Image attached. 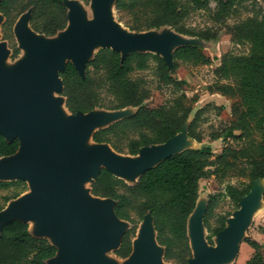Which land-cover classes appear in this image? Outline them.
Segmentation results:
<instances>
[{
    "label": "trees",
    "instance_id": "1",
    "mask_svg": "<svg viewBox=\"0 0 264 264\" xmlns=\"http://www.w3.org/2000/svg\"><path fill=\"white\" fill-rule=\"evenodd\" d=\"M66 0H0L3 28L10 31L17 18L30 11V28L46 37L65 29L68 23ZM214 3V9L210 4ZM249 7H248V6ZM248 8L250 15L232 25L227 20ZM114 9L124 18L125 26L134 32L171 27L175 32L203 41L216 40L218 29H194L186 20L191 13L207 11L214 24L223 25L233 43L247 47L242 54L227 53L214 69L215 76L224 81L216 84L214 92L234 99L231 119L213 140L224 138L236 141L240 147L227 145L217 155L210 147L184 149L147 169L136 183L128 184L102 168L90 184L92 195L114 201L117 218L127 221L130 228L122 234L114 251L125 259L132 252V238L138 224L148 213L152 218L156 241L164 250V258L174 264H188L192 258L187 234V220L199 197V182L214 176L220 182L228 176H237V186L226 184L222 192L208 196L202 218L211 237L224 229L230 215H217L215 226L210 219L223 198H229L233 210L239 209L240 199L250 193L253 183L264 178V8L258 0H115ZM19 54L12 46L11 58ZM174 67L179 63L209 65L210 57L195 44H186L172 53ZM158 86L170 89L172 96L158 106H150L151 89L142 77L134 73L150 69ZM84 76L71 61L59 71L65 107L71 114L88 113L95 108L119 110L132 107L134 114L93 132L92 141L106 143L114 151L135 156L148 146L163 144L174 138L193 110L196 98H189L184 86L187 81L170 75L164 59L150 52H131L123 56L111 49H99L85 65ZM196 112L187 127V135L200 143L197 132L199 115ZM17 138L7 140L0 134V157L18 152ZM0 188L11 189L4 196L5 204L27 190L23 180L0 181ZM264 199V194H263ZM2 209V208H1ZM0 209V210H1ZM264 236V223L260 227ZM244 242L252 254L243 264H264L263 247L255 239ZM57 248L46 238L33 236L28 224L13 220L0 231V264H50Z\"/></svg>",
    "mask_w": 264,
    "mask_h": 264
},
{
    "label": "water",
    "instance_id": "2",
    "mask_svg": "<svg viewBox=\"0 0 264 264\" xmlns=\"http://www.w3.org/2000/svg\"><path fill=\"white\" fill-rule=\"evenodd\" d=\"M258 1L264 8V0ZM65 3L67 6V0ZM111 3L114 6L115 0H94V17L90 21L83 19L79 8L68 10L67 6V31L61 39L48 44L39 41L38 33L29 27L30 11L25 12L28 16L19 22L15 35L27 51V57L10 76L0 68V134L7 140L17 138L20 142L16 154L0 157V181L23 180L28 183L27 188L29 186L32 190L8 201H13L12 205L0 210V231L4 224L13 220L28 224L30 220L44 217L40 231L48 234L49 239L34 234L30 230L31 226L28 229L33 236L46 238L57 248L56 255L49 260L50 264H111L104 258V253L110 248L117 249L122 234L130 228L122 231L120 222L124 220L115 215L114 201L92 195L90 190L82 186L84 180L92 183L104 168L126 183L134 184L144 171L156 166L164 158L184 149L200 148L191 145L163 156L157 149L174 141L184 126L188 142L195 144L196 141L187 135L189 118L175 139L144 147L135 156L119 154L106 143L92 141L91 149L83 148L87 138L92 140L93 132L134 114L136 109L132 107L134 112L102 126H96L100 118L94 112L103 108H95L88 113H70L65 124L61 122L56 113V101L51 96L52 91L61 93L63 89L58 73L66 61H71L84 76L85 65L89 61L85 62L84 56L95 44H99L100 49H111L123 56L135 51L158 54L170 70L162 37L151 33L158 29L131 31L132 34L122 32L110 19ZM186 44L194 43L178 45L171 51L169 58L173 61V51ZM3 55L0 48V60ZM170 75L174 77L171 72ZM123 177L135 180L130 183ZM262 180L264 178L253 183L250 193L240 199V207L232 214L233 218L229 217L224 229L216 234L219 239L217 246L206 244L203 216L191 226L194 215H204L207 204V200L198 197L187 220L192 251L188 264H218L236 256L235 251L242 240L249 210L258 199L255 183L262 188L263 198ZM140 223L139 237L132 243L130 258L127 257L129 259L125 264H161L157 248L162 249L163 257L164 250L156 241L151 216L147 213Z\"/></svg>",
    "mask_w": 264,
    "mask_h": 264
},
{
    "label": "rangeland",
    "instance_id": "3",
    "mask_svg": "<svg viewBox=\"0 0 264 264\" xmlns=\"http://www.w3.org/2000/svg\"><path fill=\"white\" fill-rule=\"evenodd\" d=\"M68 10L70 8H79L81 15L85 21H90L94 17V0H67ZM211 9H214L215 4H210ZM248 6V5H247ZM249 7V6H248ZM248 8H241L240 15L237 17H233L227 20L229 25H232L234 22L238 21L240 18H244L250 15ZM28 13L21 14L15 23L13 24L10 31H5L3 28L4 18L0 15V48L3 51L4 55L0 60V68L1 70L6 73L7 75H12L15 73L17 68L19 67L20 63L24 61L27 57V51L20 45L19 40L15 35V28L22 21L24 17H27ZM110 19L111 21L120 28V30L126 34H132L133 32L129 31L128 28L125 26L126 18L122 17L111 3L110 7ZM186 23L189 27L194 29H203L205 27H214L219 31V37L216 40L210 41H203L199 40L195 37L180 35L175 33L169 27H162L158 30H153L151 33L160 35L162 37V45L165 49V58L170 66L171 74L177 78L187 81V85L184 86L185 92L189 98H196L197 101L193 103L192 113L189 117V121H191L196 112L200 109H203L199 115V123L197 132L201 135L200 143L194 142L195 144H191L188 142L186 137V126H184L182 133L172 142L166 144L165 146L159 147L157 149L160 150V154L167 155L170 153L177 152L184 147H188L191 145H195V147L206 146L212 149L213 155H217L221 149L227 145L233 147H240V144L236 141L230 139H216L213 140L212 137L221 133L223 127L230 121L231 119V105L234 102V99L228 98L219 94L218 92H214L216 84H222L224 81L218 79L214 74V69L218 66L221 58L223 55L227 53L232 54H242L247 52V47L243 45L235 44L231 41L230 35L227 33L225 27L220 24H214L210 18L209 13L207 11H197L190 14ZM30 27V26H29ZM67 28L57 35L53 37H44L42 35H38L37 37L39 41L43 44L52 43L61 39ZM192 42L197 44L202 51L207 54L210 59L211 63L209 65H192L187 63H179L178 67L175 68L173 61L169 58V54L171 51L177 47L178 45ZM15 45L19 49V54L13 59L11 58L12 54V46ZM100 49L99 44H95L88 53L85 54L84 60L85 62L90 60L94 54ZM168 53V54H167ZM154 64H150V69L137 72L133 74V77H142L144 78L148 86L151 89L152 98L148 102L150 106H158L169 99L172 94L170 89L167 87H160L158 86V82L153 73ZM84 73L86 70L84 69ZM52 98L56 101V113L58 114L61 122L65 124L66 117L70 115V112L67 110L64 104V98L61 97L59 92H51ZM134 112L135 109L130 107L121 109V110H107V109H99L95 110L94 115L100 118L99 123L96 126H102L110 121L121 117L123 115L129 114ZM90 136V134H89ZM91 138V137H90ZM88 140V139H86ZM84 141L83 148L84 149H91L93 146L92 140ZM193 143V142H192ZM122 154V153H119ZM126 155V154H122ZM128 182L132 183L135 179L123 177ZM240 181H245L243 178H239L237 176H228L224 179V181L220 182L214 176H210L209 178L203 179L199 182V198L203 200H207L208 196L211 194H216L218 192H222L226 184H232L237 186ZM263 181V180H262ZM91 181L84 180L82 186L90 190ZM28 185V183H27ZM256 192L258 193V199L254 203V205L249 210V215L247 219L246 226L244 228V233L242 234V240L239 242L238 247L236 249V256L233 255L229 259H225L224 261L218 264H240L241 260L245 257H249L251 254H245L244 250V241L245 237L254 238L255 237H262L261 241H264L263 235L260 233V227L264 223V199L262 198V188H259L257 183L254 185ZM32 190L28 186L25 193H30ZM11 189H3L0 188V209H4L8 205H12V203H6L4 201V196L10 195ZM199 208H201V201L199 203ZM236 210H233V206L230 202L229 198H223L218 206L214 210V216L209 220L211 227L215 226V219L217 215H230L231 218L232 214ZM203 216L201 213H197L192 218V224L200 219ZM44 223V217H38L36 219L30 220L28 222V226L30 230L37 235H42L45 237H49L48 234L38 231L37 228L39 224ZM122 231H125L130 227V224L124 221H121ZM142 224L139 223L136 229L135 236L132 238V243L139 237L140 229ZM37 231H34V230ZM203 234L205 237V241L207 245L217 246L219 244V239L216 235L211 237L212 243H209L206 239L207 236L210 235V232L203 227ZM50 238V237H49ZM48 238V239H49ZM190 237V243L191 242ZM263 247V257H264V245ZM116 248H110L104 253V258L109 261L111 264H125V262L130 258L122 259L115 255L114 251ZM253 252V251H252ZM157 254L161 261V264H174L172 261L166 260L163 257V252L160 247L157 248ZM247 255V256H245ZM58 257H61V254H58Z\"/></svg>",
    "mask_w": 264,
    "mask_h": 264
},
{
    "label": "crops",
    "instance_id": "4",
    "mask_svg": "<svg viewBox=\"0 0 264 264\" xmlns=\"http://www.w3.org/2000/svg\"><path fill=\"white\" fill-rule=\"evenodd\" d=\"M262 237H255V240L256 241H258L262 246L264 245V241H261L262 239H261ZM263 238H264V236H263ZM252 239H254V238H252ZM244 250H245V254H252V249L244 242ZM245 256H247V255H245ZM249 257H245V258H243L242 260H241V262H240V264H243L247 259H248Z\"/></svg>",
    "mask_w": 264,
    "mask_h": 264
},
{
    "label": "bare ground",
    "instance_id": "5",
    "mask_svg": "<svg viewBox=\"0 0 264 264\" xmlns=\"http://www.w3.org/2000/svg\"><path fill=\"white\" fill-rule=\"evenodd\" d=\"M87 139H88V138H87ZM88 140H90V139H88ZM88 140H86V141L88 142ZM84 144H85V143H84ZM263 181H264V180H263ZM23 197H24V196H23ZM42 228H43L42 225L39 224L37 230L40 231V230H42ZM51 239H53V238H51ZM52 241H54V240H52Z\"/></svg>",
    "mask_w": 264,
    "mask_h": 264
}]
</instances>
